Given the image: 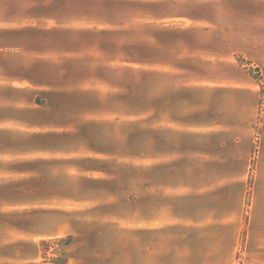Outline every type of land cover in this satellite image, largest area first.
Segmentation results:
<instances>
[{"label": "crops", "instance_id": "obj_1", "mask_svg": "<svg viewBox=\"0 0 264 264\" xmlns=\"http://www.w3.org/2000/svg\"><path fill=\"white\" fill-rule=\"evenodd\" d=\"M151 2L94 0L68 4L64 14L52 16L42 13L43 9L42 14H37L33 6L25 8L16 0H0V214L4 208L12 210L37 203L35 186L26 189L28 202H21L22 165L31 167L54 161L22 159V135L43 143L41 147L29 145L31 154L47 149L50 138L74 132L69 131L71 119L79 117L77 102L83 100L85 87L83 79L70 71L85 68V54L91 46L84 39L144 36L158 42L168 32H176L164 25L166 20L179 18L166 17L160 9L163 2L180 6V0ZM192 3L196 5V1ZM209 3L224 5L229 22L221 24L224 27L214 38L220 40L221 46L233 47L232 52L248 55L253 68L259 69V78L249 75L241 83L230 77L233 70L227 66L230 73L209 79L216 82L206 85L204 91L213 97L219 91L223 96L214 107L210 106L212 97H208L205 113H184L197 118L187 123L188 161L162 158L163 153H159L161 157L155 163L144 167L141 258L133 259L132 248L112 247L114 243L132 247V240L109 243L98 239L85 256H92L91 264H264V105L261 113H256L260 92L264 90V0ZM48 8L52 6L45 4L44 9ZM20 9L25 13L21 14ZM246 15L247 22L258 23L249 35L237 25L236 29L230 26V19L236 21ZM138 31L144 34H137ZM244 37L252 41L248 43ZM246 81L248 85H243ZM166 116L171 127H164L163 131L174 135L178 132L176 124H183L177 121L183 113ZM83 128L77 133L84 132ZM168 145L176 143L170 140ZM55 146L50 147L63 148ZM27 181H36V173L30 174ZM47 198L54 196L47 194ZM109 220L108 228L132 230L121 221L116 224L117 220ZM27 227L29 231L25 232L31 234L30 238L7 242L0 236V264H46L40 261V241L52 236L51 227ZM3 228L0 226V230ZM96 246L104 247L102 252ZM105 246L109 247L107 251ZM81 254L80 249H75L72 256Z\"/></svg>", "mask_w": 264, "mask_h": 264}, {"label": "rangeland", "instance_id": "obj_2", "mask_svg": "<svg viewBox=\"0 0 264 264\" xmlns=\"http://www.w3.org/2000/svg\"><path fill=\"white\" fill-rule=\"evenodd\" d=\"M16 1L23 3L25 8L33 6L37 14L60 16L66 12L68 4L75 6L94 0ZM151 1L157 0H144V3L151 4ZM209 1L215 0H180V6H168L163 2L160 12L179 19L165 21L164 27L176 32H168L158 42L156 38L144 36L84 39L85 44L91 46L85 54V68L70 71L83 79L85 87L83 100L77 102L79 117L71 119L73 124L69 131L74 132L50 138L47 149H37L31 154L29 145L41 147L43 143L41 139L30 140L28 135H22V159L36 157L54 161L47 165H22L21 202H28L26 189L35 186L37 203L12 210L4 208V213L0 214V226L4 227L0 236L13 242L31 237L26 233L27 226L42 227L40 230H50V226L52 236L40 241V261L46 264H91L92 256H85L98 239L132 240V247L115 243L112 247L132 248L133 259L141 258L144 251V246H140V242L144 243V167L155 163L159 153H163L162 158L188 161L187 123L197 118L184 113H205L208 97H212L210 106L214 107L223 96L219 91L216 97L204 91L206 85L209 87L216 82L209 79L220 78L227 71L230 73L227 66L233 70L230 77L234 76L241 83L249 75L255 80L259 78V69L253 68L248 55L232 52L233 47L221 46L220 40L214 38L221 33L224 27L221 24L229 22L224 5L211 6ZM45 4L52 8L45 10ZM231 6L230 14L234 13ZM20 13L25 10L20 9ZM230 20L231 27L236 29L237 25V29L247 32L246 35L253 33L251 30L258 24L247 22V15ZM223 32L227 34V28ZM244 40L252 41L246 37ZM257 105L256 113H261L264 90L260 92ZM157 113L165 114L158 117ZM167 113H183L177 118L183 124H176L178 130H174L178 132L174 135L163 131L164 127H171L167 123ZM82 126L84 132L77 133ZM24 131L29 130L22 129ZM75 132L77 134H71ZM170 140L176 145L169 146ZM55 145L63 148L50 147ZM34 173L36 181H27ZM47 194L54 198H47ZM109 219L117 220L116 224L121 221L132 230L108 228ZM96 247L98 252L104 248ZM107 248L105 246L106 251ZM75 249H80L82 254L73 257Z\"/></svg>", "mask_w": 264, "mask_h": 264}]
</instances>
